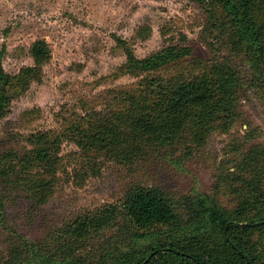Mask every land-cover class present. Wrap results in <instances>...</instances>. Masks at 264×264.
<instances>
[{"label": "rangeland", "instance_id": "obj_1", "mask_svg": "<svg viewBox=\"0 0 264 264\" xmlns=\"http://www.w3.org/2000/svg\"><path fill=\"white\" fill-rule=\"evenodd\" d=\"M216 11L226 18L220 6ZM252 11L264 28V0H254ZM213 16L207 0H0V59L14 81L22 80L10 87L0 117V166H6L8 186L0 209V264H39L25 240L49 261L72 252L69 261L79 264L129 257L144 241L130 239L123 212L77 248H57L55 233L65 243L77 220L108 206L123 209L137 185L160 188L181 202L210 194L227 209L242 200L246 187L236 168L241 153L264 147V87L248 80L235 30L219 37ZM42 39L51 57L25 85V70L36 67L30 49ZM166 46L188 52L153 69H125L127 51L143 59ZM217 60L233 62L240 74L229 91L220 89L213 108L190 107L164 141L130 132L138 116L133 96L146 101L154 80L205 76ZM99 131H108L107 141L92 139ZM40 135L48 140L37 146L32 137ZM34 147L52 153L44 176L28 163ZM138 147L143 151L127 154ZM255 168L264 185V167ZM247 236L264 264V228Z\"/></svg>", "mask_w": 264, "mask_h": 264}, {"label": "trees", "instance_id": "obj_2", "mask_svg": "<svg viewBox=\"0 0 264 264\" xmlns=\"http://www.w3.org/2000/svg\"><path fill=\"white\" fill-rule=\"evenodd\" d=\"M207 1L214 9L212 26L220 31L219 37L227 36L230 31L235 30L244 45L247 76L250 77L248 80L263 88L264 28L253 15L254 0ZM216 6L222 8L226 18L218 17ZM187 52V49L166 46L159 52L140 59L129 50L125 69L132 73L153 69L180 60ZM30 54L36 67L25 70V85L28 84L32 72L34 77L40 73L42 64L51 57V49L46 40H37L32 44ZM239 74L240 70L233 62L217 60L212 72L202 77L170 84L154 80L148 87L150 93L146 95V101L142 96L132 97L134 104L131 108L138 116L131 122L130 132L134 134L139 131L146 136L166 140L163 134H171L179 124L180 117L190 107L213 108L218 101L220 89L229 91L236 84ZM19 81L22 80L19 78L14 81L5 71L0 59V117L9 106L12 85ZM107 132L94 133L92 139L107 141ZM32 139L38 146L48 140V136L40 135ZM34 148L36 156L29 157L28 163L33 168H40L44 176L45 171L52 168V153L47 147ZM135 151H143V148L131 149L127 154ZM239 164L236 170L240 173L239 179L245 183L246 194L232 209L224 208L210 194H197L181 202L169 199L160 188L137 185L126 193L123 209L115 205L108 206L77 220L67 230L65 243L59 241L63 235L58 234L61 238H57L55 233L56 247L76 245L77 248L92 233L97 235L110 227L123 212L126 233L130 235V239L133 242H144L138 248L133 246L129 257L122 258L119 262L116 260L114 264H260V255L247 233L264 228L263 176L255 168L256 165L264 167V147L259 144L241 153ZM5 176L6 166L1 164L0 179H3V188L0 189V209L3 210L5 191L8 189ZM25 242L28 245L27 252L32 253L39 264H79L75 260L69 261L71 254L75 252L66 253L68 259L49 261L50 258L36 253L35 243L28 240Z\"/></svg>", "mask_w": 264, "mask_h": 264}]
</instances>
